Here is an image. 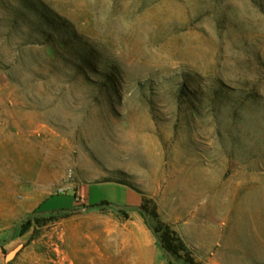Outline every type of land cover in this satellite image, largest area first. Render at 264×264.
I'll return each instance as SVG.
<instances>
[{
  "label": "rangeland",
  "instance_id": "rangeland-1",
  "mask_svg": "<svg viewBox=\"0 0 264 264\" xmlns=\"http://www.w3.org/2000/svg\"><path fill=\"white\" fill-rule=\"evenodd\" d=\"M153 211L264 264V0H0V264H184Z\"/></svg>",
  "mask_w": 264,
  "mask_h": 264
},
{
  "label": "trees",
  "instance_id": "trees-1",
  "mask_svg": "<svg viewBox=\"0 0 264 264\" xmlns=\"http://www.w3.org/2000/svg\"><path fill=\"white\" fill-rule=\"evenodd\" d=\"M101 205H106V203ZM152 215L157 219L158 228L155 229V232L160 234L161 245L164 251L181 260L184 264H196L178 233L169 225L160 221L156 211H153ZM170 264H173V262L170 261Z\"/></svg>",
  "mask_w": 264,
  "mask_h": 264
},
{
  "label": "crops",
  "instance_id": "crops-1",
  "mask_svg": "<svg viewBox=\"0 0 264 264\" xmlns=\"http://www.w3.org/2000/svg\"><path fill=\"white\" fill-rule=\"evenodd\" d=\"M51 198H52V197H51ZM49 199H50V198H49ZM49 199L45 200V201L42 203V207H43V205H44ZM75 204H76V203H74L73 207L75 206ZM73 207H72V208H73Z\"/></svg>",
  "mask_w": 264,
  "mask_h": 264
}]
</instances>
